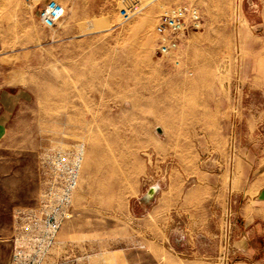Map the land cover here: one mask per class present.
<instances>
[{"label": "rangeland", "instance_id": "1", "mask_svg": "<svg viewBox=\"0 0 264 264\" xmlns=\"http://www.w3.org/2000/svg\"><path fill=\"white\" fill-rule=\"evenodd\" d=\"M47 1L0 0V88L33 91L0 139V264H12L14 211L34 206L79 148L52 264H264V238L239 243L236 193L240 161L252 176L264 154L254 0H55L70 12L51 28L38 19ZM80 3L89 13L74 24ZM178 4L196 6L201 26L177 63L157 52L154 27ZM203 185L213 193L198 204L190 192ZM163 196L182 208L152 214Z\"/></svg>", "mask_w": 264, "mask_h": 264}, {"label": "built area", "instance_id": "2", "mask_svg": "<svg viewBox=\"0 0 264 264\" xmlns=\"http://www.w3.org/2000/svg\"><path fill=\"white\" fill-rule=\"evenodd\" d=\"M64 8L55 0H48L39 11L38 19L47 28L53 27L63 16ZM201 26V15L192 4H178L161 13L154 32L156 50L179 62L180 43L184 35ZM72 159L63 169L60 179L49 181L32 207L17 208L13 214L11 235L12 264H52L50 252L63 223L71 216V200L77 185L82 160L81 148L71 151Z\"/></svg>", "mask_w": 264, "mask_h": 264}, {"label": "crops", "instance_id": "3", "mask_svg": "<svg viewBox=\"0 0 264 264\" xmlns=\"http://www.w3.org/2000/svg\"><path fill=\"white\" fill-rule=\"evenodd\" d=\"M255 8L260 11V19L257 22H254L252 27L264 29V0H254ZM70 8L64 10L65 13L69 14ZM75 12L77 16L73 20V23H78L79 19L82 18L81 13H89L88 10H83L82 4H75ZM110 13L112 15V11H106V14ZM112 17V16H111ZM77 18V19H76ZM109 22V27L105 26L101 30L105 31L107 34L108 30L112 29V20ZM63 23L65 21L63 20ZM69 23V22H68ZM72 23V24H73ZM101 26V25H100ZM65 26H63L64 28ZM68 27L75 28L76 25H68ZM100 30V31H101ZM73 31V30H72ZM74 32V31H73ZM96 76V73H93ZM33 94L32 89L20 86V87H11V86H2L0 88V139L3 137L5 133V129L7 123L9 121L10 116L12 115L15 106L25 103L31 99V95ZM238 172H239V182L237 184V196L240 201V206L238 208V217H239V235H241L240 242H246L247 235L252 232L256 236H260L264 238V154H261L260 158L257 160L254 168L252 169V176H249V164L246 162H241L239 164ZM251 177V178H250ZM213 188L210 185H203L197 187V189H192L190 195L197 194L202 192L201 201L198 204H202V199L205 200L203 194H207L205 196H209L212 192ZM219 192V191H218ZM222 203L224 204V187H222L221 192ZM217 198V197H216ZM148 203V202H146ZM156 206H153L150 212L153 213H164L167 214L174 209L182 208L183 203H179L175 197L163 196L158 198L156 202ZM202 206V205H201ZM203 208V207H202ZM200 214L207 215V212H201ZM161 218V216L159 217Z\"/></svg>", "mask_w": 264, "mask_h": 264}, {"label": "water", "instance_id": "4", "mask_svg": "<svg viewBox=\"0 0 264 264\" xmlns=\"http://www.w3.org/2000/svg\"><path fill=\"white\" fill-rule=\"evenodd\" d=\"M150 191H153L152 195L149 194ZM156 191H157V187L156 186L149 187L148 190L141 197V200L144 201V202H149L154 197Z\"/></svg>", "mask_w": 264, "mask_h": 264}, {"label": "bare ground", "instance_id": "5", "mask_svg": "<svg viewBox=\"0 0 264 264\" xmlns=\"http://www.w3.org/2000/svg\"><path fill=\"white\" fill-rule=\"evenodd\" d=\"M153 191H150L149 194L152 195Z\"/></svg>", "mask_w": 264, "mask_h": 264}]
</instances>
